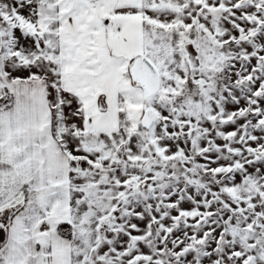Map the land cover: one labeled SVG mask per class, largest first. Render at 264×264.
<instances>
[{"label":"snow or ice","instance_id":"snow-or-ice-1","mask_svg":"<svg viewBox=\"0 0 264 264\" xmlns=\"http://www.w3.org/2000/svg\"><path fill=\"white\" fill-rule=\"evenodd\" d=\"M0 264H264V0H0Z\"/></svg>","mask_w":264,"mask_h":264}]
</instances>
